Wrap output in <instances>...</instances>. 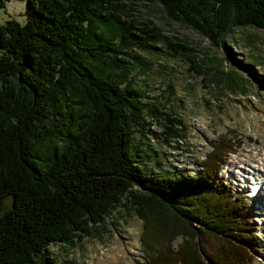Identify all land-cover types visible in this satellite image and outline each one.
I'll return each mask as SVG.
<instances>
[{
    "label": "trees",
    "instance_id": "trees-1",
    "mask_svg": "<svg viewBox=\"0 0 264 264\" xmlns=\"http://www.w3.org/2000/svg\"><path fill=\"white\" fill-rule=\"evenodd\" d=\"M146 1L25 0L24 23L0 22V264H49L50 242L95 234L119 205L142 220L139 264L254 259L248 200L219 173L241 139L217 132L195 172L146 171L132 149L145 113L132 76L142 62L127 49L162 40L190 58L199 48L164 33L139 8ZM155 1L213 45L235 26L264 28V0ZM238 63L245 70L224 77L232 93L246 91L245 71L256 74L252 61ZM150 117L167 140L185 136L176 113L153 107Z\"/></svg>",
    "mask_w": 264,
    "mask_h": 264
},
{
    "label": "rangeland",
    "instance_id": "rangeland-1",
    "mask_svg": "<svg viewBox=\"0 0 264 264\" xmlns=\"http://www.w3.org/2000/svg\"><path fill=\"white\" fill-rule=\"evenodd\" d=\"M146 2L139 8L160 25L164 33L184 35L199 48L192 51L190 58L172 53L162 40H151L147 50L127 49L142 62L132 76L145 113L142 119L145 128L135 125L133 129L132 149L139 147L138 162L146 171L186 169L195 172L200 168L196 161L204 157L211 142L218 141L217 132L241 139L239 146L229 154L226 152L225 164H221L222 178L235 194L244 195L248 200L246 208L257 250L254 259L243 264H264V179L262 190L259 187L257 190L254 183L251 184L252 177L243 181L237 172L238 165L242 164L240 167L246 170L243 173H248L249 167L257 174L264 173V28L250 24L235 26L225 35L226 43L213 45L197 29L167 16L159 2ZM24 3L25 0H3L0 22L13 17L24 23ZM228 52L233 61L225 58ZM238 60L242 64L252 61L256 73L245 71L249 81L244 93L230 92L224 79L229 67L245 70L240 63L237 65ZM153 107L179 115L186 124L185 136L177 138L176 143L167 140L163 125L150 117ZM9 198L6 196L5 204L10 202ZM105 217V223L97 226L93 235L71 243L50 242L45 251V257L50 259L48 263L139 264L142 220L126 205H119Z\"/></svg>",
    "mask_w": 264,
    "mask_h": 264
},
{
    "label": "bare ground",
    "instance_id": "bare-ground-1",
    "mask_svg": "<svg viewBox=\"0 0 264 264\" xmlns=\"http://www.w3.org/2000/svg\"><path fill=\"white\" fill-rule=\"evenodd\" d=\"M242 164H239L238 165V167H240ZM237 167V166H236ZM242 167V166H241ZM252 167H249V168H247V171L249 172V175L248 176H250V177H252L251 179H253V181L251 182V184H253L254 186H257V190H258V187L262 190V187H261V182H262V180L264 179V173H262V172H259L258 174L254 171V169L252 170L251 169ZM242 169V171L243 172H245L246 170L244 169V168H241ZM237 171H239V170H237ZM231 173H233V172H231ZM255 174H257V175H259L258 177L257 176H255ZM250 179V180H251ZM245 180V179H244ZM250 183V182H249ZM229 186V185H228ZM230 187V186H229ZM231 188V187H230ZM256 190V191H257ZM233 191V190H232ZM233 193H234V191H233ZM264 203V202H263ZM264 205V204H263Z\"/></svg>",
    "mask_w": 264,
    "mask_h": 264
}]
</instances>
